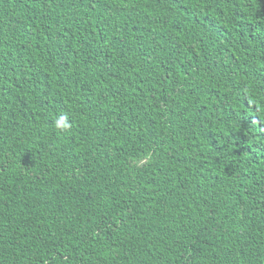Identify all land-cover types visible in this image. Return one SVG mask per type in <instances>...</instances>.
I'll use <instances>...</instances> for the list:
<instances>
[{
	"label": "trees",
	"instance_id": "16d2710c",
	"mask_svg": "<svg viewBox=\"0 0 264 264\" xmlns=\"http://www.w3.org/2000/svg\"><path fill=\"white\" fill-rule=\"evenodd\" d=\"M0 264H264V0H0Z\"/></svg>",
	"mask_w": 264,
	"mask_h": 264
},
{
	"label": "clouds",
	"instance_id": "9594fccd",
	"mask_svg": "<svg viewBox=\"0 0 264 264\" xmlns=\"http://www.w3.org/2000/svg\"><path fill=\"white\" fill-rule=\"evenodd\" d=\"M58 127L67 128L69 125L65 122L64 117H61L57 122Z\"/></svg>",
	"mask_w": 264,
	"mask_h": 264
}]
</instances>
